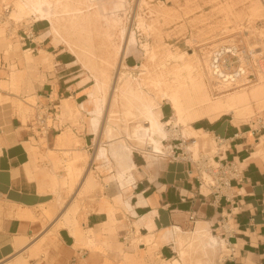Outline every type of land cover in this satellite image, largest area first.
Instances as JSON below:
<instances>
[{"label": "crops", "instance_id": "0c3cea01", "mask_svg": "<svg viewBox=\"0 0 264 264\" xmlns=\"http://www.w3.org/2000/svg\"><path fill=\"white\" fill-rule=\"evenodd\" d=\"M47 29L46 22L19 28V50L38 52L37 71L17 88L20 93L12 91V57L0 54V264L22 253L29 264H169L189 252L199 224L231 254L223 261L200 255L196 264H264V131L256 130L257 121L236 125L225 115L193 124L213 140L216 163L240 170L217 197L200 181L182 134L165 146L166 157L148 158L129 138L126 130L137 123H123L113 90L96 129L90 121L99 106L90 98L94 85L75 53L41 40ZM124 60L129 68L137 64L133 55ZM19 64L28 68L25 58ZM64 101H70L71 115H62ZM40 111L52 121L48 135L33 125ZM161 114L171 122L167 103ZM121 141L132 151L125 171L114 155ZM102 147L110 164L96 159ZM72 163L74 179L68 176ZM68 200L69 210L82 206L79 214L56 217ZM223 217L232 218L234 229L227 241L218 229Z\"/></svg>", "mask_w": 264, "mask_h": 264}, {"label": "rangeland", "instance_id": "374dc122", "mask_svg": "<svg viewBox=\"0 0 264 264\" xmlns=\"http://www.w3.org/2000/svg\"><path fill=\"white\" fill-rule=\"evenodd\" d=\"M14 1L0 0V16H2L0 19V54L4 53L7 58L12 57L13 63L10 75L13 85L12 91L20 93L17 88L25 81L32 82L34 73L37 71L34 63H36L35 57L38 56V52L28 51L29 53H23L19 50V48L21 49L17 34L19 28H29L36 22L32 18L29 23L23 21V23L17 25L8 24V16L4 14L3 9L9 7L11 13L14 9ZM257 2L262 7L260 11H257L255 7ZM101 5L104 6L103 15L99 13V6ZM83 9L86 15L91 16L88 21L74 26L66 24L60 32L64 39H57L55 42L50 39L48 42H53L55 46L56 44H62L69 51H75L80 57L81 73H86L85 78L88 81L91 80V84H95L94 75L103 71L112 83L117 75L120 62L116 50L118 47L124 46L123 30H125V35L129 30L133 31L137 44L136 52L131 55L137 58V64L133 68H129L124 60L122 72L133 80L141 82L143 92L154 101L161 100L162 91L165 89V85L157 83L155 79L157 75H162V72H164L162 64L172 62L168 69L175 68L176 64L172 60V56L183 55L191 63L195 62V57L201 56L205 63V76L202 81L196 80V84L197 86L204 85L209 98L214 101L216 97L226 94L228 90L225 91L226 88L211 85L207 73V59L211 49L219 44L229 43L226 41L232 37H236L234 43L242 45V48H264V0H126L124 9L116 13H113V6L109 0H94L92 4L89 0H84ZM116 19L119 20L118 25H112L111 22ZM49 27L50 25L47 23V28ZM226 30H232L233 32L230 36L222 34ZM224 36L225 38H223ZM218 37H222V39H214ZM206 42L209 44L204 45ZM24 49L26 50L28 47ZM28 57L34 58L31 61V67H22L23 64H19L20 60L25 58L27 61ZM139 66L142 67L135 69ZM189 74L188 71L182 72V75L186 78L188 88L192 87L191 75ZM255 78L256 80L252 79L242 86L231 89L229 92H234L238 88L241 89L247 85H254L261 78L264 81V72H258ZM161 79L164 83L166 76L165 78L161 77ZM112 89L111 86L108 96H111ZM27 103L35 105L37 102L35 99H28ZM118 103L119 111L123 113L125 108L122 106V101L119 99ZM163 103H167L172 109L168 101H163ZM254 106V116L247 120L248 123L258 119L264 120V108L257 107L256 104ZM122 116L123 114H121V118H123ZM171 116V125L165 127L169 132L168 137L169 139L174 136L182 138L183 127L182 125L178 127L174 125L175 115L173 109ZM51 122V119H49V126ZM130 122H136V120L127 123L123 121L124 124ZM162 122L167 124V121ZM185 142L187 144L186 153L195 155L194 159L196 160L202 154L213 155L215 152V144L211 139H208L206 144L199 149L191 147L190 142ZM164 144L167 146L169 142H164ZM140 147L144 148L141 145ZM74 187L75 183H73V190ZM69 203L70 200L62 203L56 217H63L65 211L69 210ZM81 209L82 206L76 203L69 210V213L76 217ZM82 211L87 213L85 209ZM19 257L27 259L28 256L22 253L16 258L19 259ZM16 258L6 264L16 261ZM27 260L29 264V258Z\"/></svg>", "mask_w": 264, "mask_h": 264}, {"label": "bare ground", "instance_id": "6f19581e", "mask_svg": "<svg viewBox=\"0 0 264 264\" xmlns=\"http://www.w3.org/2000/svg\"><path fill=\"white\" fill-rule=\"evenodd\" d=\"M64 1L15 0L13 3V11L10 13L9 7H5L3 9V12L8 16V24L17 25L19 23H23V21H27V23H29L32 18L35 22L48 23L50 27L42 35L41 40L51 39L53 42H55L57 39H64L60 32H62V27L66 26V24L74 26L82 22H86L91 18L90 15L85 14V11L83 9L84 0ZM109 1L113 6V13L123 10L126 3V0ZM89 2L92 4L94 0H89ZM255 7L257 8V11H260L262 8L259 2L255 3ZM99 13L100 15H103V5L99 6ZM118 23L119 20L117 19L111 22L112 25H118ZM231 32L233 31L226 30L222 34H228L230 36L232 34ZM108 36L111 37L110 34H108ZM123 36L124 46L118 47L116 50V55L119 58L120 62L117 70V75L114 77L112 83L110 82L109 78H107V75L104 71L100 74L94 75L95 84L90 92V98L92 100H95V102H98L99 106L93 117H91L90 121L94 124L96 129H99L100 123L104 117V110L107 103V91L112 86L113 101L118 103L120 99L122 101V106L125 108L123 113H121L123 114L122 120L124 121V123H127L131 120H136V122H138L132 128V131L129 132V130H126L128 131L129 138L144 147L149 159L159 156L166 157V155L164 154V142L170 143L173 140V137H170L169 139V132L165 128L172 122L166 124L161 120V105L163 101H168L171 104L175 115L174 125L176 127L182 125V134L184 136V140L190 142L191 147L197 149L204 146L208 139H211L207 133L203 131L198 132L193 129L192 126L197 121L208 120L211 122H215L225 115H230L233 117L236 125H241L247 123V120L254 116L255 104L257 107L264 108V81L262 80V78L258 80L254 85H247L242 87L241 89L238 88V90L234 92H229L231 89L237 88L239 86L237 84L234 85L212 81V74L209 70L210 60L207 59V73L211 80V85H215V87L219 86V88H226L225 91L228 90L226 94L220 95L216 97L214 101H212L206 92L205 86L202 84L197 86L196 84V80L202 81L205 76V63L201 56H197V58L195 57L194 63H191V61L183 55L172 56V60L176 64L175 68H173L172 70L168 69L169 65H171L172 62L162 64L164 72H162V75H157L155 80L159 84H164L165 89L162 91L160 101L152 100L143 92L141 82H139L138 80H133L131 77L126 76L122 72V63L124 59L130 56L132 53L136 52L137 44V39L133 31L129 30L125 35V30H123ZM223 38H225V36ZM214 39L220 40L222 39V37ZM235 39L236 37H232L226 42L234 43ZM205 44L209 43L206 42L204 43V45ZM238 50V47L233 48V52L238 53L239 56ZM212 51L213 49H211L209 55ZM73 52L80 60L79 55L75 51ZM24 53L29 52L25 51ZM41 53L44 55L45 59H47L45 61H48V54L43 51H41ZM253 53H255L256 56L260 55L264 58L263 47L253 48ZM33 59L34 58L32 57L27 58V67H31V61ZM141 67L142 66H139L135 69ZM183 71H188L190 73L189 75H191L192 87L190 88H188L187 86L186 78L182 75ZM219 71V69H216V72ZM193 74L194 76H192ZM165 76L166 80L163 83L161 77L165 78ZM254 80H256V78H254ZM72 112L73 109L70 101H64L62 106V115H71ZM111 116H114L113 111L111 112ZM260 120L261 119L257 120L259 127L261 126ZM60 141L61 140L58 139V143H60ZM261 145H264V137L261 140ZM131 152L132 151L130 150L128 145L124 141H121L120 146H118L116 152L114 153L115 159L124 171L127 170ZM197 152L199 151L197 150ZM107 155V150L102 147L98 151L96 159L98 161H103L107 164H110ZM203 157L204 159H209L211 164H215L214 155L209 154H202L200 155V157H197V160L193 157V161L196 162ZM190 160L192 161L191 157ZM74 162H76V160L73 161V163ZM73 163L71 164L69 173L71 179H74L76 176V168L73 167ZM206 178L209 179V176L205 175L204 179ZM62 183L63 185H66L67 181L64 179L62 180ZM53 211L54 209H51L49 213L51 214L53 213ZM66 216L70 217L73 215L69 213V210H66L63 214V217ZM180 246H183L182 241L180 242ZM230 254L231 250L228 248L226 243L219 241L218 238L215 237L209 229L202 228L201 224H199V227L193 234L189 252L182 250L180 252V259H175L169 264H196L200 255L207 256L214 261L217 259L223 261L224 257ZM10 264H28V260L25 257H19V259L11 262Z\"/></svg>", "mask_w": 264, "mask_h": 264}, {"label": "built area", "instance_id": "2783aa9c", "mask_svg": "<svg viewBox=\"0 0 264 264\" xmlns=\"http://www.w3.org/2000/svg\"><path fill=\"white\" fill-rule=\"evenodd\" d=\"M28 39L30 40L31 37H28ZM234 47H238L240 57L238 53L233 52ZM208 59L210 60L209 70L212 74V81L220 83L242 86L254 79L258 72H264V58L260 55L256 56L253 53V49L242 48L240 44L236 43L220 44L217 48L213 49ZM216 69L220 71L216 72ZM49 118L46 113L40 111L35 116L33 125L48 135L51 129L48 124ZM260 124V128L256 129L258 132L259 129L264 130V123ZM193 160L192 157V161H190L196 165L197 171L200 174V181L206 183L211 188L212 194L215 193L217 197L220 196L222 189L229 188L231 181L238 179L240 176V170L235 163L221 164L214 161L215 164H211L209 159H204V157L196 162ZM205 175L209 176V179H204ZM191 220H193V217ZM218 229L223 230V241L230 239L234 234L232 218L223 217L218 225Z\"/></svg>", "mask_w": 264, "mask_h": 264}]
</instances>
